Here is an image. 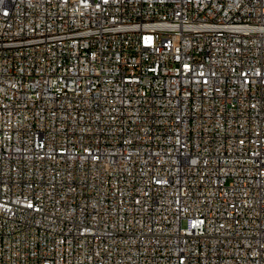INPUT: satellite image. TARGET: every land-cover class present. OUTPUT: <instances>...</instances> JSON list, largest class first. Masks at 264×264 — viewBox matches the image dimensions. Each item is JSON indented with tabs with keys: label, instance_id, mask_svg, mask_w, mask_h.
I'll use <instances>...</instances> for the list:
<instances>
[{
	"label": "built area",
	"instance_id": "1",
	"mask_svg": "<svg viewBox=\"0 0 264 264\" xmlns=\"http://www.w3.org/2000/svg\"><path fill=\"white\" fill-rule=\"evenodd\" d=\"M0 264H264V0H0Z\"/></svg>",
	"mask_w": 264,
	"mask_h": 264
}]
</instances>
